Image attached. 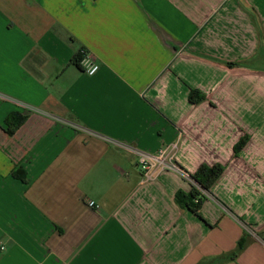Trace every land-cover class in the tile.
Listing matches in <instances>:
<instances>
[{
	"label": "crops",
	"instance_id": "0c3cea01",
	"mask_svg": "<svg viewBox=\"0 0 264 264\" xmlns=\"http://www.w3.org/2000/svg\"><path fill=\"white\" fill-rule=\"evenodd\" d=\"M0 94V264H199L241 237L224 264H264V0H0ZM176 140L188 175L225 167L205 221L174 201L189 180L141 184L117 146Z\"/></svg>",
	"mask_w": 264,
	"mask_h": 264
},
{
	"label": "trees",
	"instance_id": "16d2710c",
	"mask_svg": "<svg viewBox=\"0 0 264 264\" xmlns=\"http://www.w3.org/2000/svg\"><path fill=\"white\" fill-rule=\"evenodd\" d=\"M255 24H257V20L255 16H251ZM257 30L259 33L260 46H262V32L260 27L257 25ZM82 60L81 53H78L74 58V63L77 67L81 68L80 61ZM227 68H232L239 66L238 63H224ZM205 100L203 94L198 91L190 90L188 94V102L190 104L196 105ZM25 118L20 116L17 113L10 114L6 120L5 124L7 126L6 133L8 135H13L15 131L24 123ZM250 136L247 134H243L238 141L234 144L232 151L233 155L236 157L239 152L245 147L248 143ZM224 165L222 164H214L212 166H208L205 164L200 165L195 172L189 174L190 179L195 183V185H191V189L188 193H183L178 191L174 195V201L179 206V208L191 212L194 215L198 216L201 220L205 221L200 215V209L203 202L206 199V195L210 193L212 186L219 179V177L224 172ZM15 178H18V174H14ZM24 178V177H23ZM21 179L22 181L24 179ZM245 246V240L241 237L237 243L234 250L231 252L222 254L218 257H214L211 259H205L199 262V264H224L229 261H234L237 256L241 253Z\"/></svg>",
	"mask_w": 264,
	"mask_h": 264
},
{
	"label": "built area",
	"instance_id": "2783aa9c",
	"mask_svg": "<svg viewBox=\"0 0 264 264\" xmlns=\"http://www.w3.org/2000/svg\"><path fill=\"white\" fill-rule=\"evenodd\" d=\"M79 53L82 55L80 66L83 73L87 76L94 75L99 70V65L94 61L93 56L86 50H81ZM0 100H6V98L0 94ZM117 146L135 158L136 165L140 169L141 184L153 182L160 175L171 172L180 174L195 185L189 175L179 167L175 160L178 140L168 144L156 152H147L127 144L117 143ZM86 204L91 208H96L94 202L92 201H87Z\"/></svg>",
	"mask_w": 264,
	"mask_h": 264
},
{
	"label": "rangeland",
	"instance_id": "374dc122",
	"mask_svg": "<svg viewBox=\"0 0 264 264\" xmlns=\"http://www.w3.org/2000/svg\"><path fill=\"white\" fill-rule=\"evenodd\" d=\"M261 119H263L264 120V118H262V116L261 117H258V118H253V123H256V122H258L259 120H261ZM260 126H261V129H262V135L264 136V124H261L260 123ZM252 152V151H251ZM259 155V154H258ZM259 156H261V158L263 157L262 155H259ZM255 165H250V167H251V169H254L253 167H254ZM257 167V165L255 166V168ZM252 172H254V171H252ZM256 173V172H255Z\"/></svg>",
	"mask_w": 264,
	"mask_h": 264
}]
</instances>
